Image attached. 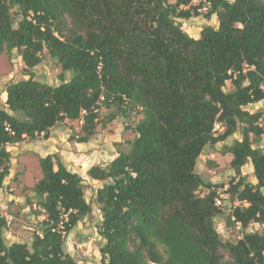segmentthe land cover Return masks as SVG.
I'll use <instances>...</instances> for the list:
<instances>
[{
  "label": "trees",
  "instance_id": "obj_1",
  "mask_svg": "<svg viewBox=\"0 0 264 264\" xmlns=\"http://www.w3.org/2000/svg\"><path fill=\"white\" fill-rule=\"evenodd\" d=\"M192 1L0 0V55L16 51L28 76L7 85L0 108V190L7 146L47 140L69 121L82 122L70 141L88 144L107 125L103 109L109 123L141 117L129 150L88 171L104 182L94 200L102 264H264V233L249 230L264 225V111L246 110L264 101V1L203 0L211 5L204 17L217 16L218 26L197 39L179 22L202 15L205 4ZM45 58L61 69L58 85L36 79ZM237 133L222 149L235 173L228 193L241 202L227 215L228 227L242 225L233 242L218 232L224 211L212 191L226 185L204 184L196 168L207 146ZM249 164L255 183L242 172ZM39 165L32 189L44 229L30 245L8 244L0 217V264H79L65 242L93 212L84 179L57 154Z\"/></svg>",
  "mask_w": 264,
  "mask_h": 264
},
{
  "label": "rangeland",
  "instance_id": "obj_2",
  "mask_svg": "<svg viewBox=\"0 0 264 264\" xmlns=\"http://www.w3.org/2000/svg\"><path fill=\"white\" fill-rule=\"evenodd\" d=\"M170 2L174 3L175 0H170ZM201 14V16H195L190 20H179L184 32L191 37H198L206 26L217 27L216 17L209 20L204 17L205 13ZM60 73L61 69L58 64L49 58H45L42 64L34 69L36 79L50 85L59 84L58 76ZM27 78L25 65L16 51L12 54L3 53L0 55V108H4L7 85ZM231 89L232 86L229 82L226 90L230 91ZM246 110L251 113L264 111V101L251 105ZM109 112L107 109L101 111L102 121L107 125L106 127H98L96 135L88 144L70 141L71 136L76 137L80 133L82 122L69 121L61 124L60 128L52 130L56 144L62 146L59 150L67 155L65 157H69V164L84 179L86 199L93 206L92 214L83 219L66 237L65 250L79 264H102L101 249L105 244L97 227L102 219L100 210L94 203L96 193L104 182L92 180L88 176V171L93 166H107L119 153L127 152L130 143L136 136L133 128L141 119L139 115L133 113L130 118H118L109 123L106 117ZM218 132H223V129L220 128ZM241 138V135L237 133L224 143L216 146L209 145L205 148L196 168V172L204 184H224L226 186L230 184L235 176L231 167L232 155H224L222 149L224 146H231L235 140ZM262 146L264 147V137ZM252 169V165L249 164L243 168L242 172L249 181L256 182ZM15 170V177L0 192V217L7 218L10 223L7 224L4 238L8 244L16 241L31 243L33 234L43 230L42 227L40 229L39 227L46 218L38 197L32 191V188L39 181L38 177L42 176L41 167L35 160H31L27 168L17 165ZM204 193L206 190L203 188L201 194ZM232 204L233 202L230 201L229 205ZM35 212H40V217L35 216ZM227 215L224 212L218 218L217 229L224 240L235 242L241 232L234 227L227 226ZM249 230L264 233V225L252 224ZM226 260L230 259L227 258Z\"/></svg>",
  "mask_w": 264,
  "mask_h": 264
},
{
  "label": "crops",
  "instance_id": "obj_3",
  "mask_svg": "<svg viewBox=\"0 0 264 264\" xmlns=\"http://www.w3.org/2000/svg\"><path fill=\"white\" fill-rule=\"evenodd\" d=\"M213 17H216V20H217L216 22H218L217 16L214 15V16H212V18ZM216 25L218 26V23H216ZM199 37H200V35L198 37H196V39L199 38ZM4 107H5V104H4ZM60 127L61 126H59L57 128H60ZM52 133L53 132L51 130L50 137L47 140H45L43 138H40V139H37L35 141H24V142L19 143V144L7 146V150L11 154V163H10V173L6 177V179L4 180L3 188L6 185H8V182H10L11 179H13L15 177L14 172H16L15 169H16L17 165H19L21 167H24V168H27L30 165L31 160H33V161L35 160L36 163H39V160L41 158H44V157H46L48 155H52L54 153L57 154V155H60V158L66 164V166L68 167V169L70 171H72L74 173L77 172L74 169V167H72V165L69 164V159H68L69 157H65L67 155L63 154V151L59 150L62 146L56 144L55 138H54ZM38 178H39V180H41L42 176L38 177ZM253 183H255V182H253ZM3 188L0 190V192L2 190H4ZM32 191H33V189H32ZM33 193L37 196V194L34 191H33ZM38 199H39V202H40V198L39 197H38ZM0 200H1V196H0ZM34 215L36 216V214H34ZM37 217H40V216H37ZM33 236H34V234H33ZM16 242H19V241H16ZM20 242L27 243L29 245L31 244V243L24 242V241H20ZM10 244H12V243H10Z\"/></svg>",
  "mask_w": 264,
  "mask_h": 264
},
{
  "label": "built area",
  "instance_id": "obj_4",
  "mask_svg": "<svg viewBox=\"0 0 264 264\" xmlns=\"http://www.w3.org/2000/svg\"><path fill=\"white\" fill-rule=\"evenodd\" d=\"M205 4L203 7L199 8L198 11L200 13H206L209 11V9L211 8L210 3H207L206 1L203 0H193L192 1V6L193 7H199L201 4ZM222 128L221 124H217L216 125V129L215 131L218 132V130ZM223 129V128H222ZM212 191L215 192L216 194V198H215V204L218 208H220L221 210H223L225 213L230 214L232 213V210L241 205V202H233V204L230 206L229 203L231 201V196L228 193V186H225L223 188H212ZM235 219V218H234ZM233 219V220H234ZM6 221L8 224H10L8 221V219L6 218ZM236 230H238L239 232L242 231V225L241 223H236V227H234Z\"/></svg>",
  "mask_w": 264,
  "mask_h": 264
},
{
  "label": "water",
  "instance_id": "obj_5",
  "mask_svg": "<svg viewBox=\"0 0 264 264\" xmlns=\"http://www.w3.org/2000/svg\"><path fill=\"white\" fill-rule=\"evenodd\" d=\"M42 229H44V226H42Z\"/></svg>",
  "mask_w": 264,
  "mask_h": 264
}]
</instances>
